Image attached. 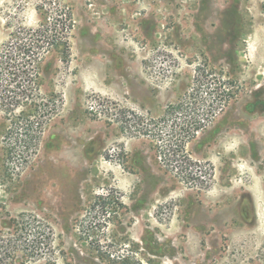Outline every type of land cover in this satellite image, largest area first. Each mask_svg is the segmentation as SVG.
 Masks as SVG:
<instances>
[{"label": "rangeland", "instance_id": "374dc122", "mask_svg": "<svg viewBox=\"0 0 264 264\" xmlns=\"http://www.w3.org/2000/svg\"><path fill=\"white\" fill-rule=\"evenodd\" d=\"M14 42L0 264H264V0H0Z\"/></svg>", "mask_w": 264, "mask_h": 264}, {"label": "trees", "instance_id": "16d2710c", "mask_svg": "<svg viewBox=\"0 0 264 264\" xmlns=\"http://www.w3.org/2000/svg\"><path fill=\"white\" fill-rule=\"evenodd\" d=\"M34 44H28V42H14L10 49H4L0 51V78L5 74V71L10 72L13 76V81L16 86L12 87L14 89L5 86V88L0 89V93L4 94L1 100L9 108H15L25 103V100H29L31 96V91L27 85L31 82L30 78H33V73L36 72V64L39 61L36 59L39 54L34 52V49L38 51L43 48L46 42H33ZM19 80L27 81L22 89L24 83ZM27 98V99H26ZM36 107V112L38 113L41 106L34 105ZM42 118L48 117L46 111L42 112L40 115Z\"/></svg>", "mask_w": 264, "mask_h": 264}]
</instances>
